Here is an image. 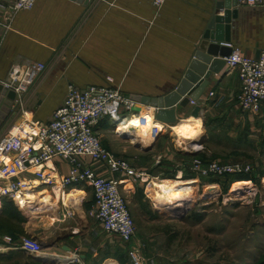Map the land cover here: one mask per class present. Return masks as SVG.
Wrapping results in <instances>:
<instances>
[{"label":"crops","instance_id":"obj_1","mask_svg":"<svg viewBox=\"0 0 264 264\" xmlns=\"http://www.w3.org/2000/svg\"><path fill=\"white\" fill-rule=\"evenodd\" d=\"M218 1L161 0L157 4V0H37L32 9L12 13L9 27L0 25V79H6L13 66L29 61H42L46 69L24 94L23 109L14 106L11 123L4 133L24 121L26 115L42 123L49 121L63 103L70 86L118 87L127 97L131 94L158 97L168 93L178 85L188 68L211 18L218 11ZM235 9L226 45L256 57L264 48V1L258 6H248L237 0ZM239 88L237 70L228 69L225 64L212 76L198 98L191 99L194 103L189 101L185 107H198L204 116L219 111L225 127L255 129L264 121V108L258 112L243 111L236 102ZM190 117L197 119L196 134H200L201 120L197 117L188 116L173 125H181ZM159 122L161 127L156 129L157 134L168 128L175 140L170 131L172 125ZM106 129L118 141L126 139L118 135L119 131L114 130L115 126L108 120L98 126L100 138L101 131ZM132 146L144 153L154 147L143 151ZM178 152L189 156L182 150ZM153 158L151 162L158 163L162 156L158 154ZM85 161L102 176L121 178L101 162L88 158ZM52 166L60 173L68 170V163L62 158H55ZM151 178L136 182L127 180L122 184L136 229L128 241L104 231L93 214L94 199L89 187H72L64 193L56 189L35 191L37 199L29 207L20 209L27 218L32 216L31 219L34 217L31 211L41 207L42 237L35 238L45 245L41 246L42 250L49 255H38L55 258L52 264H104L108 259L115 264H131L129 250H133L143 264H171L173 259L163 250L162 243L164 232L172 229L174 220L162 212L168 207L148 201ZM194 178L191 175L183 177L191 183ZM170 182L167 187L173 185ZM191 183L177 188H192ZM72 190L82 193L67 198ZM25 226L27 234L32 235L28 232V223ZM0 244L5 245L2 241ZM0 257L9 260V264H45L12 247L0 251Z\"/></svg>","mask_w":264,"mask_h":264},{"label":"built area","instance_id":"obj_2","mask_svg":"<svg viewBox=\"0 0 264 264\" xmlns=\"http://www.w3.org/2000/svg\"><path fill=\"white\" fill-rule=\"evenodd\" d=\"M36 1L0 0V25L8 28L12 13L30 10ZM238 1L244 5L258 6L264 0ZM224 61L228 69H236L238 72L240 88L236 102L239 107L247 112L263 109L264 48L257 57H251L239 48L232 47ZM45 69L44 62L29 61L13 66L8 77L0 79V84L16 93L12 111L14 106L23 109L24 94ZM131 102L118 87L70 86L63 103L55 109L49 121L42 123L31 119L0 136L1 204L7 199L19 208H25L24 204L28 203H22V200L27 192L56 189L64 193L68 188L87 186L92 190L94 199L93 214L104 231L124 241L131 239L136 229L122 184L127 180L144 181L147 179L144 178L146 174L133 167L126 158L108 150L98 133V126L104 120L110 121L116 129L117 118L123 115V109L131 107ZM156 134V129L152 130V137ZM55 158L67 161L66 173L53 168ZM85 158L103 163L112 173H119L121 178L98 174ZM188 164L192 171L205 177H222L250 170L249 166L242 167L240 163H204L198 158ZM0 241L5 244H0V248L12 247L32 254H40L42 249L40 241L31 235H22L16 239L0 237ZM129 257L132 264H143L137 252L129 250Z\"/></svg>","mask_w":264,"mask_h":264},{"label":"rangeland","instance_id":"obj_3","mask_svg":"<svg viewBox=\"0 0 264 264\" xmlns=\"http://www.w3.org/2000/svg\"><path fill=\"white\" fill-rule=\"evenodd\" d=\"M131 101V107L123 109L122 116L133 112L132 107L137 102ZM11 113L0 127V136L11 123ZM201 113L198 107H182L176 111V123L188 116L201 120V132L194 140L197 145L194 148L188 143L174 140L168 128L160 130L153 137L150 131V140L155 137L154 147L147 153L133 148L134 139L126 137L118 141L115 136H110L114 134L108 129L101 131V141L112 153L124 156L129 163L142 169L146 174L144 178L195 177L192 188L185 189L188 195L182 203L186 202L187 211L181 215L179 211L162 210L174 220L172 229L163 231L166 236L162 243L163 250L173 259L171 264H264V121L255 129H233L232 126L223 125L221 112L206 116ZM123 147L130 150L125 152ZM178 150H197V154L187 156ZM158 154L162 156L160 162H151L153 156ZM194 158L204 163H240L242 167L249 166L250 170L213 182L189 168L188 163ZM240 178L250 183L240 192L233 193V185L244 180H238ZM170 186H166V189ZM147 192L148 201L153 205L152 191ZM123 194L126 197V193ZM30 217L27 218L17 205H5L0 212V237L16 239L28 235L26 223L32 237H42L40 214ZM0 264H9V260L0 257Z\"/></svg>","mask_w":264,"mask_h":264},{"label":"water","instance_id":"obj_4","mask_svg":"<svg viewBox=\"0 0 264 264\" xmlns=\"http://www.w3.org/2000/svg\"><path fill=\"white\" fill-rule=\"evenodd\" d=\"M237 0H220L217 2V12L211 18L203 38L198 44L188 68L183 74L178 85L168 93L149 97L131 94L129 98L137 103L132 107L133 112H139L141 105L155 108V119L164 121L166 124L176 123V111L185 107L191 99L198 98L200 92L206 87L209 80L218 74L225 65L224 58L230 55L232 47L229 42V29L232 19L236 16ZM222 10V13L219 12ZM258 56V55H257ZM256 56V57H257ZM217 59H212V58ZM16 93L0 84V127L7 115L12 111V104ZM122 137H129L128 132L120 133ZM154 139L147 144L134 142V146L143 151L150 150L154 145ZM184 154L196 155L197 150L184 151ZM186 202L180 206H169V211H179L181 215L187 211ZM44 247L45 245H42ZM31 257L45 264H52L55 258H47L38 254L28 253ZM71 264V263H70Z\"/></svg>","mask_w":264,"mask_h":264},{"label":"bare ground","instance_id":"obj_5","mask_svg":"<svg viewBox=\"0 0 264 264\" xmlns=\"http://www.w3.org/2000/svg\"><path fill=\"white\" fill-rule=\"evenodd\" d=\"M139 107H140L139 112H142V114H135V115L128 114L126 116H120L119 118H117L116 120L117 130L120 133L128 132L130 139H134L136 142H140L141 144H146V143H149L150 141V131L157 129L158 127H161L160 126L161 122H159L161 120L155 119V114H154L155 112L152 107L148 105L141 106L140 104H139ZM134 113H137V112H134ZM28 120H31V118L28 115H26V118L24 119V121L22 122L20 121V123L13 126L14 128L12 129H16L18 125L25 124L26 121ZM168 125H172L170 126V130L173 131L175 135V139L178 142L188 143L191 148H194V146H197L194 144V140L199 136V135L197 136L196 134V131L198 128L197 119L190 117L186 119L181 125H177V126L173 124H168ZM169 182L170 181L164 178L159 179V180L152 179L150 180L147 190L152 191L151 198L156 205H160L162 207L181 206L180 203L184 201L187 191L185 190L186 188H180V187L177 188V186L183 185L185 183H191L192 181L191 180H186V181L175 180L171 182L173 185L170 186V188L166 189V186L168 185ZM249 183L250 182L246 180L236 182L232 187L233 188L232 192L233 193L240 192L239 190L240 189L243 190L244 188L248 187ZM34 193L27 192V194L23 197L24 200H22V203L27 202L29 204V205L24 204L25 206L29 207L32 204V202H34L37 199L36 198L37 196ZM77 193H82V192H77L75 190H72L70 194L68 192V196L66 197L67 198L73 197L74 195H78ZM0 204H1V201H0ZM31 213L35 215L40 214L41 207L34 208V210H32ZM0 249L4 250L7 248L1 247ZM39 253L41 255H49L46 251L42 249L40 250ZM104 264H115V262L112 259H108L106 260Z\"/></svg>","mask_w":264,"mask_h":264},{"label":"trees","instance_id":"obj_6","mask_svg":"<svg viewBox=\"0 0 264 264\" xmlns=\"http://www.w3.org/2000/svg\"><path fill=\"white\" fill-rule=\"evenodd\" d=\"M232 174H229V175H224V176H222V177H209V179H211V180H214L213 182H218L221 178H223L224 177V179H229V177L231 176ZM238 176V175H237ZM239 176H241V175H239ZM242 179H244V178H240V179H238V180H242ZM237 180V181H238ZM245 180V179H244ZM8 204H14L12 201H10V200H7V199H4L3 201H2V208L5 206V205H8ZM15 205V204H14Z\"/></svg>","mask_w":264,"mask_h":264}]
</instances>
